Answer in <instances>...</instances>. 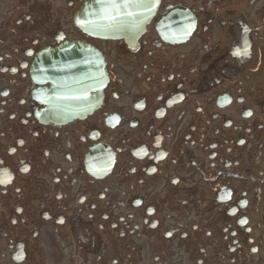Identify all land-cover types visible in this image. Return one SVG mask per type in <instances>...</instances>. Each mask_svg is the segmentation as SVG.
<instances>
[{
    "label": "flooded vegetation",
    "instance_id": "af4514ba",
    "mask_svg": "<svg viewBox=\"0 0 264 264\" xmlns=\"http://www.w3.org/2000/svg\"><path fill=\"white\" fill-rule=\"evenodd\" d=\"M85 1L0 0V264H264V0H159L116 41ZM72 40L110 81L64 121L31 70Z\"/></svg>",
    "mask_w": 264,
    "mask_h": 264
}]
</instances>
